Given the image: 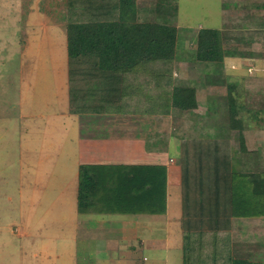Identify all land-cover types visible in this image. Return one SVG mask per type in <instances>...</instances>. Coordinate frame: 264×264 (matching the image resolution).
<instances>
[{
  "label": "rangeland",
  "instance_id": "1",
  "mask_svg": "<svg viewBox=\"0 0 264 264\" xmlns=\"http://www.w3.org/2000/svg\"><path fill=\"white\" fill-rule=\"evenodd\" d=\"M70 1L0 0V264H81L83 261L81 256L87 250L86 243L77 241L78 246H70L71 242H67L74 234L75 222L80 217L75 205L76 162L72 156H61L62 151L67 152L68 136L75 131V119L80 116L75 113L94 111L113 115V111L122 110L121 114L133 117L138 132L152 141L159 138L171 151L177 150L178 138L200 139L195 148L183 146L185 159L188 160L191 150L197 156L207 150L206 160L212 157L213 168L220 173L225 170L218 169L222 165L221 158L216 160L217 156L231 153L232 161L237 159L240 139L246 150L262 144L264 148V106L259 118H247L243 128L239 124L232 127L226 101L228 79L237 80L242 85L236 91L242 87L249 89L253 84L256 87L264 85V9L258 11L251 5L257 3L256 0H221L230 11L224 17L231 19L224 28L219 27L223 35L222 49L236 53L224 56L221 67L207 68L190 60L195 54L194 38L198 31L191 28L201 21L200 17L203 18L204 9L200 8L205 3L203 0H184L182 17L193 25L182 30L177 28V43H182V48L176 53L174 49L170 63L149 64L138 71L148 74L166 68L171 72V85L189 83L195 86L194 116L188 114L191 111L170 109V106L166 110L162 97L165 87L162 85L161 88L160 84L152 81L149 85L147 83V87L128 91V95L133 93L128 96V103V97L122 100L113 93V87L111 98L105 96L109 94L107 82L113 83V77L103 80L91 75L84 81L83 75L94 74L98 68L106 69H101V64L92 57L68 59L66 25L68 21H88L91 17L110 20L116 0H72L75 6ZM81 1L84 4L76 10ZM160 1L135 0L137 20L158 21L155 8ZM209 1L216 5L213 0ZM236 2L243 5L232 7ZM88 4L91 6H84ZM215 8L212 6L210 16H215ZM209 17L205 19L206 24H212ZM176 18L177 12L169 20L175 28ZM75 73L76 80L70 79ZM152 76L154 74L149 75ZM257 78L259 81L255 80ZM127 79L137 80V84H142L143 80L138 76L135 80ZM73 86L83 87L82 95L87 101L71 102L69 90ZM86 94L92 96L87 97ZM134 95L141 97L134 98ZM117 96L120 103L115 106L113 98ZM260 97L255 93L248 102L246 94L242 93L239 99L247 102L248 108V113L242 112L243 119L260 106ZM220 138L225 139V144L214 143L202 148L204 142ZM246 160H250L249 157ZM260 165H264V157ZM201 170L197 178L205 181L198 184L203 194L199 191L196 194L200 204L206 205V214L221 215V210L226 213L227 209L230 210L226 207L227 199L223 202L215 199L213 185H218L214 192L225 194L232 184H236L240 205L231 207L233 210L244 209L242 197L255 198L257 195L248 184L243 189L244 183L238 182L236 176L229 174L226 183L219 181L217 184L218 175L215 172L214 175L208 174L212 169H207V173H201ZM262 197L259 196L260 199ZM199 221L200 226L194 232L202 233L193 239L190 233L186 234L185 239L191 242L186 252L183 239V264H230L232 255L228 249L231 237L227 226L220 222L212 226L206 217ZM71 223L73 225H69ZM20 229L27 233L26 236L17 234ZM206 229L213 230L215 237L209 236L213 232ZM92 244L99 245V242ZM76 248H80L78 253ZM151 252L145 256L155 261L157 254ZM174 253H167L169 261L172 260L170 264H177L173 261L175 257L180 264L182 254L179 251ZM89 256L97 257L98 253Z\"/></svg>",
  "mask_w": 264,
  "mask_h": 264
},
{
  "label": "crops",
  "instance_id": "2",
  "mask_svg": "<svg viewBox=\"0 0 264 264\" xmlns=\"http://www.w3.org/2000/svg\"><path fill=\"white\" fill-rule=\"evenodd\" d=\"M203 1L205 6L202 5L200 9H204V19L200 17L201 21H197L195 26L190 22H185V17H182L184 0H176V28L182 30L183 27L190 28L193 25L191 29L196 31L202 28L220 30V26L224 28L225 23L228 24L231 21L230 18L224 17L230 11L227 10L229 7L223 1L213 0L216 5H212L209 0ZM256 1L257 3L251 5L258 11H263L264 0ZM233 5L232 7L240 8L243 3L241 5L240 2H236ZM212 6H216L215 16H210ZM190 13L193 11L191 10ZM207 17L212 19V24L205 23ZM262 22L260 21V23ZM257 25L261 27V24ZM181 48L182 43L176 42L175 53ZM193 57L190 58L192 62L195 60ZM116 104L118 103H115V106H117ZM193 110L188 114L194 116ZM117 112L119 114H114ZM121 113L123 112L116 110L113 111V115L108 113L97 114L94 111L75 113L80 116L75 119V131L73 130V133L68 136V153L61 152L62 157L72 156L76 162L75 205L80 217L75 222L74 234H70L71 237L69 236L67 242H71L70 246H78L77 241L86 243L87 250L82 252L81 260L83 261L81 264H170L172 260L169 261L167 253H178V251L182 254L179 263L183 264V239L187 233L198 230L201 223L199 220L203 217L209 219L213 224L212 226H217L216 222L227 226L226 229L231 237L228 251L232 258L246 260L252 264H264V216H234L231 215L229 209H227L228 213L221 210V215H214V213L211 215L210 213L206 214V205L200 204L196 194L198 183L202 181L197 178L199 169L202 168L201 173L202 171L207 173V169H212L208 174L214 175L213 172H215L218 175L217 184L219 181L221 184L226 183L227 179L221 176L226 172L220 173L217 169L214 170L212 157L206 160L207 150L198 156L195 151L191 150L188 160L185 159L186 152L182 151L183 146L195 148L200 139L195 140L189 136L188 139L178 138L180 143L176 146L177 150L171 151L165 146L167 143L159 138L156 137L152 141L143 136L134 127L133 117ZM219 141H225V139L206 141L202 144V148ZM262 147L263 144L252 150L247 148L245 151H241L238 147L237 159L232 161L230 153L228 156H221L220 154L221 157L217 156L216 160L221 158L223 161H228L230 163L229 169L231 168L233 175L240 173L264 174V165H260L261 159L264 157V148ZM244 155L248 156L250 160H246L248 157ZM80 164L98 167L110 166L113 168L114 175H123L126 180H131L133 174L141 172V170H145L147 173L156 171L158 178L163 180L161 183L163 188L158 192L159 194H156V203L151 198L144 200L136 196L130 197L132 198L130 200L127 195L124 201L126 204H120L119 201L114 202L117 199L114 196L113 208L108 206L103 212H79L77 208V184ZM225 168L223 163L221 167L218 166V169L221 170H226ZM186 174H189V189L185 187ZM215 187L218 185H213V195ZM222 194L220 201L223 202L225 199L229 201L228 191ZM228 201L226 207L230 208ZM256 210L258 208H255ZM69 225H73V223ZM209 229L206 230L213 232ZM194 233L201 234L202 232ZM17 234L26 236L27 233L20 229ZM95 241L99 242V245L92 244ZM76 249L78 253L80 248ZM149 251L157 254L155 261L145 256ZM96 252L98 253L97 257L89 256ZM77 253L73 251V254ZM173 261L178 264L177 257Z\"/></svg>",
  "mask_w": 264,
  "mask_h": 264
},
{
  "label": "trees",
  "instance_id": "3",
  "mask_svg": "<svg viewBox=\"0 0 264 264\" xmlns=\"http://www.w3.org/2000/svg\"><path fill=\"white\" fill-rule=\"evenodd\" d=\"M73 1L71 0L70 2L75 6ZM87 2L89 3V1ZM79 4L77 5L76 10H79L84 2L81 1ZM84 6L90 7L91 5L88 4ZM176 8V0H162L155 8L158 21L140 22L137 20L135 0H116L115 3H113V18L110 20H97L94 19V17H91L88 21H68L65 30L68 59H79L82 56L95 58L98 63L101 64V69L106 70H99L98 68L94 74L93 72H89V75H83V78L85 79L84 81H86L88 76L91 75H95L97 79L103 80L108 77H113V83L107 82L109 84V94H105V96L109 98H111L112 87L114 94L120 96L122 100H126L130 94H133L130 93L128 95V91L133 89L138 90L141 86L147 87V83L149 85V82L152 81L156 85L160 84L161 88L162 85L165 87V93L162 97L164 99L163 106L166 110H169L170 106V109L191 111L196 108L195 86H192L189 83L171 85V72L166 68L157 72L151 71L148 74L138 72L149 64H166L170 63L172 60L175 44L178 40L177 28L169 24V20L175 16ZM222 37V32L218 29H199L194 38L195 61L204 64L207 68H216L217 66H222L224 56L235 55L236 53L231 51V49L223 51L221 45ZM246 55H248V53H246ZM84 62L86 63L87 61ZM76 74L77 73H75L70 79L76 80ZM150 74H154V76L149 77ZM136 76H138V78H143V80H141L143 85L135 82L137 81L135 80ZM127 78H133L135 81H129ZM146 79H149L148 82ZM246 79L248 80V78ZM255 80L259 81L258 78ZM240 85L241 84L237 80L228 79L226 101L228 104V116L233 124L232 127L239 124L240 127L243 128L244 124H246L245 120H247V118L250 117L257 119L259 118L258 115L263 112L264 85L261 84L260 86H257L260 87L258 89L255 84L249 85V89L242 87L240 88L241 90H238L239 93L236 89ZM232 91L235 92L233 93ZM69 92L71 102L78 101L82 103L85 101V96L82 95L83 87L80 88L73 86L70 88ZM243 92L246 94L248 102L251 96L255 93H258L261 96V102L259 101L260 106L253 112H250L245 119H243L242 112L245 111L248 113V108H246L247 102L243 103L239 99ZM90 96H92V94L89 96L87 95V97ZM118 96L113 98V105H115V103H120L116 100ZM137 96L139 95H134V98ZM128 100L129 97L127 103ZM106 103L108 102L106 101ZM116 105L118 106V104ZM116 111L121 112L122 110ZM216 140L217 139H214L212 141ZM224 142L225 141H219L218 143L221 144ZM239 146L241 151L246 150L242 139H240ZM222 163L223 167H226V170L224 171L226 173L222 174V177L227 178L229 176L228 174L233 172L230 170L231 168L229 169L230 163L228 161H223V159H221V165ZM111 168L112 167L110 166L98 167L83 164L79 165L77 184V208L79 212H103L108 206L113 208L114 196L117 198L114 202L119 201L120 204H126L124 201L127 195L130 200H132L130 197L136 196L144 200L151 198L156 203V194L160 192L161 188H163V184H161L163 180L158 178L156 171L147 173L145 170H141V172L133 174L131 180H126L123 178V175H114L113 168ZM231 176H236L238 182L244 183L243 189L245 186L250 185L251 191L257 194L255 198H249L248 196L247 198L245 196V198L242 197V200L244 201V209L240 211L233 210L232 208H236V206L240 204L237 202L238 187H236L235 183L232 184L227 196L229 199L228 202H230L231 215L247 217L264 216V174L240 173L237 175L231 174ZM186 177L185 187L189 189V174H186ZM244 177H246V181L244 180ZM202 181L201 184L204 183V180ZM197 191L203 194V191L199 189V185L196 192ZM222 195V193L217 191L214 192L216 200H220ZM259 196L263 197L260 199ZM255 208H258V210L255 211ZM189 233L191 239L196 235L200 236L194 232ZM209 236L215 237L214 234ZM190 244V240L185 239L184 252L188 251ZM230 264L252 263L246 260L231 258Z\"/></svg>",
  "mask_w": 264,
  "mask_h": 264
}]
</instances>
